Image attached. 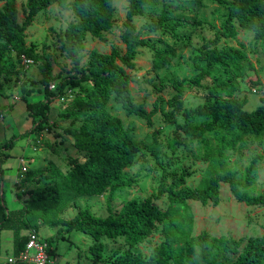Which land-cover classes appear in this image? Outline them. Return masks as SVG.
Wrapping results in <instances>:
<instances>
[{"label": "trees", "instance_id": "obj_1", "mask_svg": "<svg viewBox=\"0 0 264 264\" xmlns=\"http://www.w3.org/2000/svg\"><path fill=\"white\" fill-rule=\"evenodd\" d=\"M58 1L26 0L22 8L25 20L20 22L16 0H1L0 75L7 73L9 66L4 61L12 54L19 60L22 56L34 61L44 59L45 98L27 104L29 114L37 123L35 129L46 127L52 100H62L59 118L80 123L78 127L66 130L72 136L75 149L85 155L82 159H70L66 173L40 175L33 168L19 171L17 187L25 183H35V186L18 192L20 197L24 196L22 207L8 209L2 182L3 161L9 156L10 142L0 144V154H3L0 160V253L4 230L14 232L13 252L18 254L25 248L33 231L23 233L30 225L26 219L33 214L46 215L61 208L58 183L63 179L72 196L89 194L107 198L109 213L106 216L98 215L90 208H79L67 221L68 229H78L95 238L93 264H99L103 258L104 237L120 239L126 247L111 264H264V235L222 238L206 230L194 234L195 213L190 206L191 202L219 205L223 183L229 185L239 202L264 206V191L255 192L264 155L255 154L243 168L233 165L231 159V152L243 151L250 144L264 140V82L259 76L248 78L252 89H263L261 104L248 110V96L238 94L241 91L239 79L246 75L248 68L255 70V65L244 51L245 44L241 43L240 47L222 44V41L236 39L240 29L247 30L253 32L255 45L264 52V0H213L227 8L225 27L200 48L194 59L198 72L175 80L172 96L165 99L158 94L151 110L137 100L131 88L133 77L127 69H134L141 46L153 45L155 66L163 68L176 58L178 48L185 44L174 48L167 45L155 47L142 36L135 19L154 14L155 10H150L151 4H161L162 15L157 22L146 23L151 31L160 33L171 20L172 13L183 10L197 14L201 1L193 9H186L182 8V0H128L121 34L125 52L114 48L111 53H105L97 48L87 52L86 41L89 36L107 41L106 33L115 25V0H71L69 6L76 20L67 25L62 45L72 60L74 73L57 79L49 58L27 44V28L40 13ZM180 22L174 27L178 28ZM149 81L153 83L154 80ZM52 82L55 84L53 88L50 87ZM185 84L190 92L198 98H205L206 102L187 105ZM111 100L120 104L128 115L145 119L150 127H154L153 119L160 113L164 123L175 125V137L163 143L161 132L154 130L152 144L138 139L133 133L135 127L132 124L126 126L110 111ZM179 131L195 145L196 157L208 162L200 183L190 186L187 178L191 173L184 169L160 190L167 193L166 209L156 202L155 195L142 200L126 199L114 207L119 193L136 181L135 176L124 175L125 169L135 165L144 150L152 152L157 159L162 155L159 147L176 150L178 145L185 143ZM160 225L167 237L155 244L148 256L138 252L136 248L151 241ZM61 234L62 228L46 238L49 248ZM231 254H237V257Z\"/></svg>", "mask_w": 264, "mask_h": 264}, {"label": "rangeland", "instance_id": "obj_2", "mask_svg": "<svg viewBox=\"0 0 264 264\" xmlns=\"http://www.w3.org/2000/svg\"><path fill=\"white\" fill-rule=\"evenodd\" d=\"M71 0H59L56 4L40 13L27 28V44L35 48L41 54L46 55L51 61L52 72L59 79L74 73L73 63L67 52L63 49L62 38L67 25L76 18L69 6ZM201 1L199 13L192 14L191 11L172 13V18L165 24L162 32L156 33L146 27L147 22H157L162 15V5L151 4L150 10H155L152 15L138 16L135 19L137 26L141 29L144 38L154 43L155 47L169 48L179 47L176 58L163 68L155 66V48L153 45L141 46L138 49L134 69H127L133 77L131 88L137 100L144 103L148 110H151L157 95L161 94L165 99L175 92L173 83L175 80L191 77L198 72L194 59L199 54L202 45L215 38L217 31L225 27L227 8L215 3L213 0H182V8H192ZM26 0H16L20 9V22H23L25 15L22 12ZM3 2L0 0V6ZM128 0H115V25L111 32L106 33L107 41L93 39L90 36L86 41V51L93 48L101 52L111 53L114 48L125 52V44L121 40L123 22L126 18ZM181 21L178 28L174 25ZM253 32L241 30L236 39L222 41L240 47L245 44L244 51L254 63L255 70L247 69L246 75L239 79L241 97L248 96V110L255 109L261 104L260 97L263 89L256 87L252 89L248 85V78L259 76L264 82V52L255 45ZM181 40V41H180ZM86 58L83 60L85 61ZM200 62V61H199ZM4 63L9 66L7 73L0 75V144L10 142L9 156L3 161L4 176V201L8 209L20 208L23 206V198L18 195L20 190L34 187L35 183H25L17 187L18 172L22 171L21 159L25 160L26 169L33 168L38 174L52 173L57 175L66 173L70 168V159L76 157L82 159L85 155L81 150L74 147L72 136L66 128H76L77 121H62L59 118L61 102L54 99L51 102V113L44 129H35L37 123L32 119L28 110V102L38 101L45 98L43 80L44 59L34 61L30 66L19 60L15 54L6 57ZM245 64V63H244ZM204 65V62H200ZM149 80H154L151 83ZM54 83V82H53ZM186 86V104L189 106L200 105L206 102L205 98H198L189 91ZM258 90V93L254 90ZM109 109L113 114L118 115L127 126L132 124L135 127L134 135L138 139L145 140L152 144L154 142L153 131L159 130L161 141L165 143L168 139L175 137V125L164 123L160 113L155 120L154 127H150L147 121L138 115H128L123 107L111 100ZM181 119V118H180ZM49 129V130H48ZM185 139L183 132H178ZM176 150L170 147H159L162 153L157 159L152 152L144 150V155L139 154L135 165L125 169V176H135L136 181L131 187L122 190L114 207L119 206L123 200L133 198L142 200L150 195L157 196L156 202L161 208L166 209L168 204L167 193L160 190L171 183L176 174L184 169H189L191 175L187 178L188 184L197 186L208 162L196 157L195 145L185 139V143L178 145ZM233 165L246 167L253 156L257 153L264 155V140L250 144L243 151L231 152ZM3 154H0L2 161ZM256 182L255 192L264 191V161ZM59 188L61 189L62 206L48 214L38 213L26 219L28 225L24 234L35 230L39 237L48 238L62 228V234L53 242L50 247L52 261L50 264H93L92 244L95 238L92 234L78 230L68 229V219L73 217L79 208H90L96 214L106 216L109 213L107 198L98 195L82 194L72 196L71 191L62 179ZM191 208L195 213L194 234L206 230L216 236L225 237H249L264 235V206H248L239 202L229 188L223 183L221 188V203L217 206L203 205L200 202H191ZM2 250L0 253V264L8 263V258L14 255L12 230H4ZM166 234L160 225L151 241L140 244L136 250L148 256L155 244L166 238ZM103 258L99 264H111L112 261L126 250L120 239L103 238ZM236 258L237 254H231Z\"/></svg>", "mask_w": 264, "mask_h": 264}, {"label": "built area", "instance_id": "obj_3", "mask_svg": "<svg viewBox=\"0 0 264 264\" xmlns=\"http://www.w3.org/2000/svg\"><path fill=\"white\" fill-rule=\"evenodd\" d=\"M22 61L25 65L30 66L34 60L22 56ZM54 83L52 82L50 87H54ZM257 92L256 90H254ZM25 161V160H24ZM21 159L22 169L25 170V162ZM49 244L46 241V238L39 237L38 233L33 230L30 234V237L27 241V244L23 250H21L18 254H14L13 256L8 258V263L10 264H50L52 261V256L49 250Z\"/></svg>", "mask_w": 264, "mask_h": 264}, {"label": "crops", "instance_id": "obj_4", "mask_svg": "<svg viewBox=\"0 0 264 264\" xmlns=\"http://www.w3.org/2000/svg\"><path fill=\"white\" fill-rule=\"evenodd\" d=\"M32 119H33V117H32ZM23 161H24V159H22ZM25 162V161H24ZM2 186H3V188H4V183L2 182ZM16 209V208H15Z\"/></svg>", "mask_w": 264, "mask_h": 264}, {"label": "water", "instance_id": "obj_5", "mask_svg": "<svg viewBox=\"0 0 264 264\" xmlns=\"http://www.w3.org/2000/svg\"><path fill=\"white\" fill-rule=\"evenodd\" d=\"M2 190H3V186H2Z\"/></svg>", "mask_w": 264, "mask_h": 264}]
</instances>
